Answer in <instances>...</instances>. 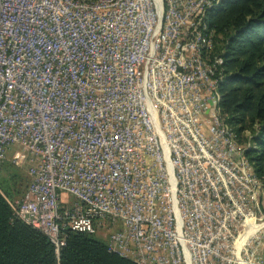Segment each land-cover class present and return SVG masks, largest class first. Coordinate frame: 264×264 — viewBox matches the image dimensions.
<instances>
[{
	"label": "built area",
	"instance_id": "built-area-1",
	"mask_svg": "<svg viewBox=\"0 0 264 264\" xmlns=\"http://www.w3.org/2000/svg\"><path fill=\"white\" fill-rule=\"evenodd\" d=\"M224 0H0V165L56 255L66 230L137 264H264V186L219 106ZM264 200V199H263Z\"/></svg>",
	"mask_w": 264,
	"mask_h": 264
},
{
	"label": "trees",
	"instance_id": "trees-1",
	"mask_svg": "<svg viewBox=\"0 0 264 264\" xmlns=\"http://www.w3.org/2000/svg\"><path fill=\"white\" fill-rule=\"evenodd\" d=\"M207 22L216 36L214 53L223 58L219 106L264 186V0H224ZM3 169L7 174L4 178L0 173V264H137L110 251L105 240L70 230L56 255L41 231L13 216L6 197H19L27 180L12 166Z\"/></svg>",
	"mask_w": 264,
	"mask_h": 264
},
{
	"label": "rangeland",
	"instance_id": "rangeland-1",
	"mask_svg": "<svg viewBox=\"0 0 264 264\" xmlns=\"http://www.w3.org/2000/svg\"><path fill=\"white\" fill-rule=\"evenodd\" d=\"M23 153L24 152L21 149H18V147H14V148L9 150L4 161L0 165V173L2 174L1 176L4 177L7 174L3 168H5L6 166H8V167L12 166V167L18 169L23 174V176L26 177L27 184H28V177H27L26 172H25V169L27 168V162H24L23 159H21L20 157L19 158L17 157L19 154H23ZM8 173L10 174L11 171H8ZM26 188H27V185H26ZM26 188H25L24 192L21 195H19V197L16 196V197H14V199H11L8 197H6V198L8 200L19 199L24 195ZM262 198L264 199V196H262ZM263 199H262V205L260 207V215L258 216L259 220L257 221V224L264 223V200Z\"/></svg>",
	"mask_w": 264,
	"mask_h": 264
},
{
	"label": "water",
	"instance_id": "water-1",
	"mask_svg": "<svg viewBox=\"0 0 264 264\" xmlns=\"http://www.w3.org/2000/svg\"><path fill=\"white\" fill-rule=\"evenodd\" d=\"M223 3V2H222Z\"/></svg>",
	"mask_w": 264,
	"mask_h": 264
}]
</instances>
